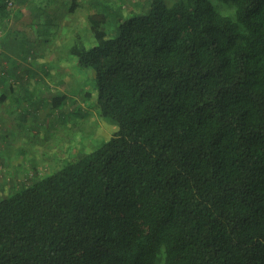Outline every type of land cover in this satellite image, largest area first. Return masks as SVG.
I'll list each match as a JSON object with an SVG mask.
<instances>
[{"label":"trees","instance_id":"trees-1","mask_svg":"<svg viewBox=\"0 0 264 264\" xmlns=\"http://www.w3.org/2000/svg\"><path fill=\"white\" fill-rule=\"evenodd\" d=\"M219 1L89 17L70 52L118 129L0 199V264H264V0Z\"/></svg>","mask_w":264,"mask_h":264},{"label":"rangeland","instance_id":"rangeland-1","mask_svg":"<svg viewBox=\"0 0 264 264\" xmlns=\"http://www.w3.org/2000/svg\"><path fill=\"white\" fill-rule=\"evenodd\" d=\"M164 1L171 7L185 0ZM209 2L235 19L234 3ZM6 5L0 12V199L97 150L118 129L98 118L93 71L81 70L70 51L94 45L91 15L105 16L104 27L112 32L113 12H144L149 0H8ZM61 96L64 104L53 107L51 100ZM156 264H163L162 257Z\"/></svg>","mask_w":264,"mask_h":264},{"label":"clouds","instance_id":"clouds-1","mask_svg":"<svg viewBox=\"0 0 264 264\" xmlns=\"http://www.w3.org/2000/svg\"><path fill=\"white\" fill-rule=\"evenodd\" d=\"M223 15L227 16V15H229V13L225 12V13H223Z\"/></svg>","mask_w":264,"mask_h":264},{"label":"crops","instance_id":"crops-1","mask_svg":"<svg viewBox=\"0 0 264 264\" xmlns=\"http://www.w3.org/2000/svg\"><path fill=\"white\" fill-rule=\"evenodd\" d=\"M9 76H12V75H9ZM2 84V83H1ZM7 92V90H5Z\"/></svg>","mask_w":264,"mask_h":264},{"label":"built area","instance_id":"built-area-1","mask_svg":"<svg viewBox=\"0 0 264 264\" xmlns=\"http://www.w3.org/2000/svg\"><path fill=\"white\" fill-rule=\"evenodd\" d=\"M9 5H11V3H8Z\"/></svg>","mask_w":264,"mask_h":264}]
</instances>
